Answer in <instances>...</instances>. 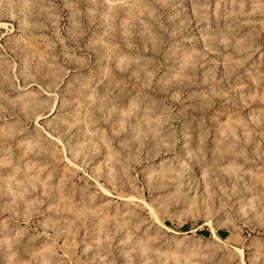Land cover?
Masks as SVG:
<instances>
[{
  "label": "rangeland",
  "instance_id": "rangeland-1",
  "mask_svg": "<svg viewBox=\"0 0 264 264\" xmlns=\"http://www.w3.org/2000/svg\"><path fill=\"white\" fill-rule=\"evenodd\" d=\"M0 264H264V0H0Z\"/></svg>",
  "mask_w": 264,
  "mask_h": 264
}]
</instances>
